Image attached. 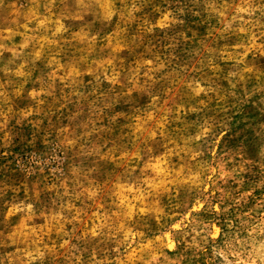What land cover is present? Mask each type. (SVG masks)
Wrapping results in <instances>:
<instances>
[{"label":"rangeland","instance_id":"374dc122","mask_svg":"<svg viewBox=\"0 0 264 264\" xmlns=\"http://www.w3.org/2000/svg\"><path fill=\"white\" fill-rule=\"evenodd\" d=\"M0 264H264V0H0Z\"/></svg>","mask_w":264,"mask_h":264},{"label":"bare ground","instance_id":"6f19581e","mask_svg":"<svg viewBox=\"0 0 264 264\" xmlns=\"http://www.w3.org/2000/svg\"><path fill=\"white\" fill-rule=\"evenodd\" d=\"M217 231L216 227H213V232L215 233ZM168 247L170 248L172 246V243H170L169 240H167Z\"/></svg>","mask_w":264,"mask_h":264}]
</instances>
